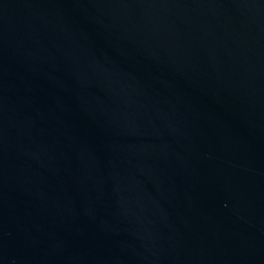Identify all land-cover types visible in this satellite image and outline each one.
<instances>
[{"label": "water", "instance_id": "water-1", "mask_svg": "<svg viewBox=\"0 0 264 264\" xmlns=\"http://www.w3.org/2000/svg\"><path fill=\"white\" fill-rule=\"evenodd\" d=\"M0 264H264V0H0Z\"/></svg>", "mask_w": 264, "mask_h": 264}]
</instances>
